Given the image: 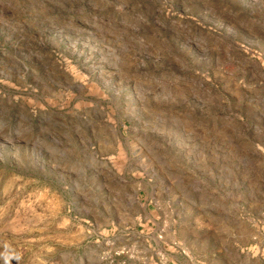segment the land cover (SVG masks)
<instances>
[{
  "label": "rangeland",
  "instance_id": "rangeland-1",
  "mask_svg": "<svg viewBox=\"0 0 264 264\" xmlns=\"http://www.w3.org/2000/svg\"><path fill=\"white\" fill-rule=\"evenodd\" d=\"M0 264H264V0H0Z\"/></svg>",
  "mask_w": 264,
  "mask_h": 264
}]
</instances>
